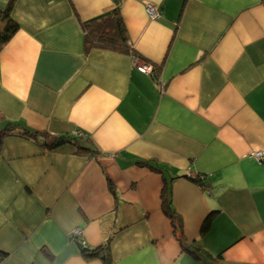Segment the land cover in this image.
Segmentation results:
<instances>
[{
  "label": "crops",
  "instance_id": "obj_1",
  "mask_svg": "<svg viewBox=\"0 0 264 264\" xmlns=\"http://www.w3.org/2000/svg\"><path fill=\"white\" fill-rule=\"evenodd\" d=\"M116 8L137 57L85 50L84 22ZM12 16L0 129L82 131L98 153L5 137L0 264H104L82 249L108 241L111 264H264V0H16Z\"/></svg>",
  "mask_w": 264,
  "mask_h": 264
},
{
  "label": "trees",
  "instance_id": "obj_2",
  "mask_svg": "<svg viewBox=\"0 0 264 264\" xmlns=\"http://www.w3.org/2000/svg\"><path fill=\"white\" fill-rule=\"evenodd\" d=\"M16 0H10L7 8L0 9V53L3 47L13 38L19 30V24L13 19L12 11ZM85 31V50L87 52L98 49L108 50L117 53L136 55L129 42V37L125 22L120 13V9L106 13L100 17L84 22ZM156 71H153V73ZM23 137L35 141L37 144L48 149H54L64 144L75 145L79 151H88L91 154H97L96 148L91 145H85L87 137L78 135L56 136L52 138L50 134L34 131L21 124L6 122L0 129V156L5 137ZM143 166H151L150 162H142ZM159 170L158 168H153ZM196 182L203 183L204 179L196 178ZM112 184V183H111ZM113 190V187L111 186ZM169 190V189H168ZM163 210L172 220L173 227L179 232V238L182 240L183 224L180 217L171 208V199L169 191L163 199ZM210 226V218L204 222L202 233H206ZM109 242L97 248H83V254L87 259H100L104 264H111L112 256L109 250ZM201 255L198 254V257Z\"/></svg>",
  "mask_w": 264,
  "mask_h": 264
},
{
  "label": "built area",
  "instance_id": "obj_3",
  "mask_svg": "<svg viewBox=\"0 0 264 264\" xmlns=\"http://www.w3.org/2000/svg\"><path fill=\"white\" fill-rule=\"evenodd\" d=\"M146 11H147V14L149 16V18L151 20H157L159 18H161V15H162V12L161 10L155 6V5H152V4H147L146 6ZM137 61H139V58H136L135 57V63L137 64ZM138 66V69L144 73V74H152L153 71H154V68L152 65H145V64H140V65H137ZM74 135H78L80 137H86L85 133L82 132V131H75L74 132ZM50 136L52 138H55L56 135L54 133L50 134ZM251 156L259 161H264V151H257V152H253L251 154ZM74 236H76L77 238L81 235V231L79 229H76L74 231Z\"/></svg>",
  "mask_w": 264,
  "mask_h": 264
}]
</instances>
